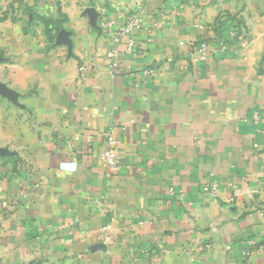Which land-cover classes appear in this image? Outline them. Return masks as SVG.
I'll return each mask as SVG.
<instances>
[{
  "label": "crops",
  "instance_id": "0c3cea01",
  "mask_svg": "<svg viewBox=\"0 0 264 264\" xmlns=\"http://www.w3.org/2000/svg\"><path fill=\"white\" fill-rule=\"evenodd\" d=\"M37 1L0 11V264H264V0ZM138 9L111 78L100 27ZM224 16L247 46L193 63L191 45L228 37ZM107 132L110 174L95 156ZM244 238L257 247L242 262Z\"/></svg>",
  "mask_w": 264,
  "mask_h": 264
},
{
  "label": "built area",
  "instance_id": "2783aa9c",
  "mask_svg": "<svg viewBox=\"0 0 264 264\" xmlns=\"http://www.w3.org/2000/svg\"><path fill=\"white\" fill-rule=\"evenodd\" d=\"M144 13L142 9H138L134 14H128L124 18L123 24L117 26L115 21L107 20L102 23L100 31L107 37L110 42V48L105 53V61L110 77L114 78L120 71V57L121 54H132L136 50L135 35L137 32L143 29ZM247 46L246 33L243 29L231 30L229 35L225 39L216 41H210L208 43H200L190 46V54L192 62L197 64H206L215 55V53H229L235 54L238 49H244ZM83 69L80 68V72ZM139 73V74H137ZM153 70L145 68L138 72H132L128 74V77L133 81L140 79L139 81H147L152 76ZM249 120L254 123L260 121L258 113H252L249 116ZM107 146L101 152L96 153V160L106 173H114L118 169V156H117V142L111 137L112 133L107 132ZM221 183L215 179L212 174H208L205 179L202 180L201 194L204 197H214L220 191ZM170 197L174 196L173 190H168ZM168 203V202H167ZM103 213H107L105 208H102ZM105 231V228L103 229ZM242 247L239 258L243 262L247 260L250 253L256 249L257 242L244 238L242 240ZM209 249L208 245L200 244L196 246L194 252L196 255H202ZM226 250H230L226 247Z\"/></svg>",
  "mask_w": 264,
  "mask_h": 264
},
{
  "label": "rangeland",
  "instance_id": "374dc122",
  "mask_svg": "<svg viewBox=\"0 0 264 264\" xmlns=\"http://www.w3.org/2000/svg\"><path fill=\"white\" fill-rule=\"evenodd\" d=\"M11 2H17L18 3L17 9L20 10L22 7L21 13L25 12L26 14H27L28 9H32L34 7L37 8V5H38L36 4L38 3L37 0H0V11L3 10L7 6V4H10ZM18 15H21L20 17H22L23 14H20V12H18L17 16ZM26 16H31V15L27 14ZM36 17H37L38 22L40 21L46 24V27H48V31L51 33L52 30L49 29V19H46L45 17L41 15H37ZM58 33H59L58 31H55V33H53V35L55 36L53 37H58ZM255 209H257V207Z\"/></svg>",
  "mask_w": 264,
  "mask_h": 264
},
{
  "label": "trees",
  "instance_id": "16d2710c",
  "mask_svg": "<svg viewBox=\"0 0 264 264\" xmlns=\"http://www.w3.org/2000/svg\"><path fill=\"white\" fill-rule=\"evenodd\" d=\"M232 19L233 18L231 16H229V17L228 16L221 17L219 19L218 23H217L218 31L223 26V23H226V22H229L228 29H232V30L236 29V30H239L240 29V25L238 23L232 24V22H233ZM220 39H223V38L221 36H219L216 39H214L213 41L220 40ZM263 68H264V61H263Z\"/></svg>",
  "mask_w": 264,
  "mask_h": 264
},
{
  "label": "water",
  "instance_id": "95a60500",
  "mask_svg": "<svg viewBox=\"0 0 264 264\" xmlns=\"http://www.w3.org/2000/svg\"><path fill=\"white\" fill-rule=\"evenodd\" d=\"M0 95L10 98V92L1 84H0Z\"/></svg>",
  "mask_w": 264,
  "mask_h": 264
}]
</instances>
